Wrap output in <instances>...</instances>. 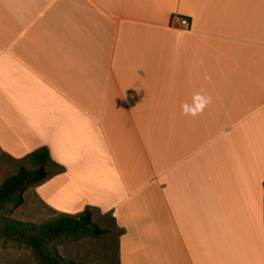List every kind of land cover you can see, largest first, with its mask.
Returning <instances> with one entry per match:
<instances>
[{"label":"crops","instance_id":"obj_1","mask_svg":"<svg viewBox=\"0 0 264 264\" xmlns=\"http://www.w3.org/2000/svg\"><path fill=\"white\" fill-rule=\"evenodd\" d=\"M238 44L264 47V0H0V148H48L64 172L36 197L110 215L118 264H264V121L249 120L264 76L232 125L221 104L216 120L182 111L200 93L211 114L223 88L205 65L247 59Z\"/></svg>","mask_w":264,"mask_h":264},{"label":"rangeland","instance_id":"obj_2","mask_svg":"<svg viewBox=\"0 0 264 264\" xmlns=\"http://www.w3.org/2000/svg\"><path fill=\"white\" fill-rule=\"evenodd\" d=\"M250 34L251 32L244 31L241 33V38L245 39ZM262 36V33L258 34L261 39ZM219 47L221 48V46ZM222 48L224 49V47ZM232 49L234 48L225 47L224 50ZM235 49L240 51L239 54L247 56V59L237 61L236 59H217L214 57L212 63L205 65L207 68H211L213 72V85L221 86L223 94L219 96L213 95L211 114L208 111L206 113L202 111L197 116L198 119L211 118L216 120L220 116L219 112L215 110V106L221 104L223 107H228V115L224 119L229 122L228 125H232L231 122L238 121L247 114L252 113L251 110H242V106L248 107L258 102L256 99H249L251 95L247 94L253 91L252 87H255L258 77L264 76V47H248L247 45L238 44L235 45ZM243 69L247 72L246 79L240 76ZM218 98H221L220 102L218 100L215 101ZM259 98H261L262 107L251 114L249 117L251 122L262 123L264 121V94H260ZM246 129H248V123L236 126L229 133V136L235 139L242 135ZM252 136L256 139L259 135L255 137L252 134ZM22 166L32 169L27 162L14 160L3 155L0 158V186L8 177L18 173ZM90 213L91 222L98 226L101 233L97 236L88 234L78 239L66 241L57 249L65 259L72 260L75 263L118 264L117 245L119 232L115 229L112 218L110 215L102 216L96 210H90ZM10 216L33 224H40L57 217L52 216L44 204L38 200L35 195V187H30L23 192V203L17 208H13ZM0 264H36V262L29 249L0 244Z\"/></svg>","mask_w":264,"mask_h":264},{"label":"trees","instance_id":"obj_3","mask_svg":"<svg viewBox=\"0 0 264 264\" xmlns=\"http://www.w3.org/2000/svg\"><path fill=\"white\" fill-rule=\"evenodd\" d=\"M3 155L0 148V158ZM18 161L27 162L32 169L22 166L18 173L8 177L0 186V244L29 249L36 264H80L65 259L57 247L84 235L97 236L101 233L98 226L91 222V209L76 216L59 215L40 224L14 219L10 213L23 203L24 191L64 172V168L52 160L46 147Z\"/></svg>","mask_w":264,"mask_h":264},{"label":"clouds","instance_id":"obj_4","mask_svg":"<svg viewBox=\"0 0 264 264\" xmlns=\"http://www.w3.org/2000/svg\"><path fill=\"white\" fill-rule=\"evenodd\" d=\"M195 99L198 101L195 109H190L187 105L182 107L184 115L196 116L202 112L209 103H211V97L204 94L197 93Z\"/></svg>","mask_w":264,"mask_h":264},{"label":"built area","instance_id":"obj_5","mask_svg":"<svg viewBox=\"0 0 264 264\" xmlns=\"http://www.w3.org/2000/svg\"><path fill=\"white\" fill-rule=\"evenodd\" d=\"M170 26L173 28L187 30L190 26V22L187 18H183L180 16H173L170 21Z\"/></svg>","mask_w":264,"mask_h":264},{"label":"bare ground","instance_id":"obj_6","mask_svg":"<svg viewBox=\"0 0 264 264\" xmlns=\"http://www.w3.org/2000/svg\"><path fill=\"white\" fill-rule=\"evenodd\" d=\"M258 133V132H257ZM258 135L260 136V134L258 133Z\"/></svg>","mask_w":264,"mask_h":264}]
</instances>
